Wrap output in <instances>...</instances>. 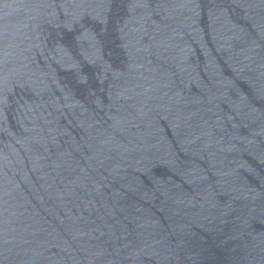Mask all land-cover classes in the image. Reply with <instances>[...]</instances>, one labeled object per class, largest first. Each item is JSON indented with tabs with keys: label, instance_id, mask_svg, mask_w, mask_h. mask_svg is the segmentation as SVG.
Wrapping results in <instances>:
<instances>
[{
	"label": "water",
	"instance_id": "obj_1",
	"mask_svg": "<svg viewBox=\"0 0 264 264\" xmlns=\"http://www.w3.org/2000/svg\"><path fill=\"white\" fill-rule=\"evenodd\" d=\"M0 264H264V0H0Z\"/></svg>",
	"mask_w": 264,
	"mask_h": 264
}]
</instances>
